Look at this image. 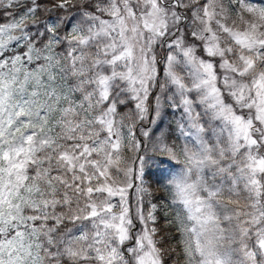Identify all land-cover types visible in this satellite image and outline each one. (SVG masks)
<instances>
[{
	"label": "snow or ice",
	"instance_id": "obj_1",
	"mask_svg": "<svg viewBox=\"0 0 264 264\" xmlns=\"http://www.w3.org/2000/svg\"><path fill=\"white\" fill-rule=\"evenodd\" d=\"M172 254L264 264V0H0V264Z\"/></svg>",
	"mask_w": 264,
	"mask_h": 264
},
{
	"label": "trees",
	"instance_id": "obj_2",
	"mask_svg": "<svg viewBox=\"0 0 264 264\" xmlns=\"http://www.w3.org/2000/svg\"><path fill=\"white\" fill-rule=\"evenodd\" d=\"M44 2L47 3L49 2V0H44ZM50 14L54 15L55 11H53V13H45L44 17L41 18L42 22L46 20L47 16ZM164 114L165 116L171 115V111L169 109H165ZM154 131L157 132V136L161 134L165 135L169 139L170 143H175L179 145V143L181 142L176 139V137L178 136V132L176 128V122L173 121L172 119H165V117L160 118L158 128H154ZM154 147L155 145L151 143H149L146 147V151L149 156L157 157V159L149 162L151 172L150 174H146V179H148L149 184L151 186V190L156 199H159L161 197L167 198L169 195L167 190L168 181L164 179L165 176L164 170L168 168V165L167 164H164L162 166L159 165L158 160L161 157L159 156L158 153L153 151ZM176 167L178 170L180 166L177 165ZM158 180L162 182L158 183L157 182ZM160 202L164 203V200H161ZM169 219L170 216H165L163 213H160L158 219V227L160 229V235H163L165 237V240L171 243L172 247H176V240H175L176 233L171 231L172 225L168 223ZM166 264H177V259L175 254H172L171 256L166 258ZM179 264H182V261L179 262Z\"/></svg>",
	"mask_w": 264,
	"mask_h": 264
},
{
	"label": "rangeland",
	"instance_id": "obj_3",
	"mask_svg": "<svg viewBox=\"0 0 264 264\" xmlns=\"http://www.w3.org/2000/svg\"><path fill=\"white\" fill-rule=\"evenodd\" d=\"M71 15H72V16H75V15H76V12L73 11V12L71 13ZM33 30H35V29H33ZM162 117H165V119H172L173 121L176 122V117L173 116L172 114H171V115H167V116H165V114L163 113L162 116H161V118H162ZM159 122H160V120L158 121V123H157V125L155 126V128H158ZM129 155H131V154L129 153ZM146 181H147V183L149 184L148 179H146ZM149 185H150V184H149ZM150 188H151V186H150ZM151 191H152V190H151Z\"/></svg>",
	"mask_w": 264,
	"mask_h": 264
}]
</instances>
